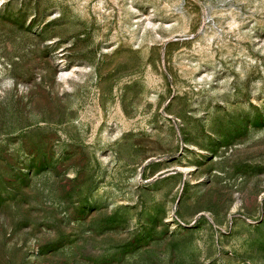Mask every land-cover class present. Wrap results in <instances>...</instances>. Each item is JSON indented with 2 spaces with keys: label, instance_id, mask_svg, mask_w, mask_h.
<instances>
[{
  "label": "rangeland",
  "instance_id": "374dc122",
  "mask_svg": "<svg viewBox=\"0 0 264 264\" xmlns=\"http://www.w3.org/2000/svg\"><path fill=\"white\" fill-rule=\"evenodd\" d=\"M0 264H264V0H0Z\"/></svg>",
  "mask_w": 264,
  "mask_h": 264
}]
</instances>
